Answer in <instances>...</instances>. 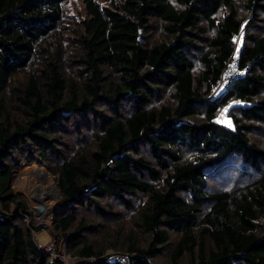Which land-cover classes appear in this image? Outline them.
I'll use <instances>...</instances> for the list:
<instances>
[{
  "label": "trees",
  "instance_id": "trees-1",
  "mask_svg": "<svg viewBox=\"0 0 264 264\" xmlns=\"http://www.w3.org/2000/svg\"><path fill=\"white\" fill-rule=\"evenodd\" d=\"M68 2L0 0V264L62 263L23 165L58 176L51 230L86 264H264V0Z\"/></svg>",
  "mask_w": 264,
  "mask_h": 264
},
{
  "label": "rangeland",
  "instance_id": "rangeland-1",
  "mask_svg": "<svg viewBox=\"0 0 264 264\" xmlns=\"http://www.w3.org/2000/svg\"><path fill=\"white\" fill-rule=\"evenodd\" d=\"M68 7L70 9L69 13L71 15H76L78 12V16H79V14L82 11L80 0H69ZM156 37H158V35H156ZM225 112L226 110H223L219 118H217V122L224 124L226 126H231L230 121L224 117ZM261 142L262 141H260V143ZM26 166L27 165H23L21 166V168L15 171L11 188L15 194L23 197L33 217L34 215L35 216L38 215V213L36 212L41 204L45 206L44 213L46 214L48 212V215L45 217V229L43 231L42 226H39V229L40 232H45L44 236L46 240L41 241L42 244H46V243L48 244L50 240L53 242V247L50 248L46 247L47 253L48 254L52 253L53 257L61 260L62 262L61 264H86V262L89 261L92 262L93 260L85 261V260H81L79 257L70 256L66 252L65 235H60V234L55 235L52 233L51 221L54 217L53 211H55L57 203L61 200L60 194L56 187L58 176L51 175L47 170V168L38 165L45 172L43 171L40 173L30 172V175L26 176L25 178H22V170ZM36 223L38 226L39 222L37 220ZM126 226H129L128 223L126 224ZM117 230H120V228H118ZM38 234L35 235V240L38 246L40 247L39 241L37 240ZM114 255H118L119 258L122 259L126 258L129 264L131 262L130 259L134 256V254L120 252L113 249L112 247H108L106 253L102 256V258H106L107 260H110V258ZM118 262L119 263L117 264H124L122 261H118ZM162 263H163L162 258L156 259L153 262V264H162Z\"/></svg>",
  "mask_w": 264,
  "mask_h": 264
},
{
  "label": "built area",
  "instance_id": "built-area-1",
  "mask_svg": "<svg viewBox=\"0 0 264 264\" xmlns=\"http://www.w3.org/2000/svg\"><path fill=\"white\" fill-rule=\"evenodd\" d=\"M239 55H240V50H237V47H236L234 55L231 57L230 62L224 68V70L221 73L220 79L217 81L216 85L213 87V90L211 93L212 99L218 98V95L221 91L228 89L232 83H234L236 80H238L243 75V73L239 70V59H238ZM2 213L3 212L0 209V218H1ZM44 214L45 213L41 215L38 214L37 216L34 215V219H36L39 222V226H42L43 231L45 229V217L48 215V212L45 215ZM39 244H40V247L37 244L38 249L43 253H47L46 247L48 248L53 247V242L51 240L48 242V244L47 243L42 244L41 242H39ZM49 255L53 257L52 253H49ZM107 261L111 263H119L118 261H122L124 264H129L126 258H123V259L119 258L118 255L112 256L110 260H107Z\"/></svg>",
  "mask_w": 264,
  "mask_h": 264
},
{
  "label": "crops",
  "instance_id": "crops-1",
  "mask_svg": "<svg viewBox=\"0 0 264 264\" xmlns=\"http://www.w3.org/2000/svg\"><path fill=\"white\" fill-rule=\"evenodd\" d=\"M44 234H45V232H40V233L37 235V240H38L39 242L46 240Z\"/></svg>",
  "mask_w": 264,
  "mask_h": 264
},
{
  "label": "water",
  "instance_id": "water-1",
  "mask_svg": "<svg viewBox=\"0 0 264 264\" xmlns=\"http://www.w3.org/2000/svg\"><path fill=\"white\" fill-rule=\"evenodd\" d=\"M44 211H45V206L43 204H41L39 206V208L37 209V212H38L39 215H41V214L44 213Z\"/></svg>",
  "mask_w": 264,
  "mask_h": 264
},
{
  "label": "bare ground",
  "instance_id": "bare-ground-1",
  "mask_svg": "<svg viewBox=\"0 0 264 264\" xmlns=\"http://www.w3.org/2000/svg\"><path fill=\"white\" fill-rule=\"evenodd\" d=\"M32 194V193H31ZM35 194V193H34ZM41 195V194H40ZM35 196V195H34ZM36 196H38V195H36Z\"/></svg>",
  "mask_w": 264,
  "mask_h": 264
}]
</instances>
